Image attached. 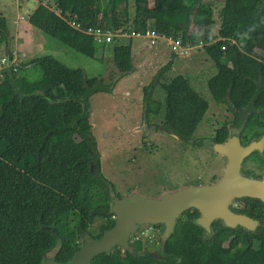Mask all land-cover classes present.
Here are the masks:
<instances>
[{"label": "trees", "instance_id": "trees-1", "mask_svg": "<svg viewBox=\"0 0 264 264\" xmlns=\"http://www.w3.org/2000/svg\"><path fill=\"white\" fill-rule=\"evenodd\" d=\"M221 1L215 35V10L202 0H56L57 10L41 2L29 21L99 62L111 50L119 77L134 71L132 32L181 39L191 50L201 45L218 68L209 90L233 113L232 128L243 133L252 124L257 127L249 141L264 132V0ZM89 27L127 35L97 43L82 30ZM9 40L0 16V47L6 46L12 61ZM29 63L42 69L40 80L31 83L20 74ZM29 63L15 65L11 73L0 71V264H43L50 251L55 260L67 261L85 235L98 238L116 222L106 178L99 167L97 173L91 171V162L99 160L91 153L94 141L87 137L91 97L109 87L96 77L85 80L82 68L69 67L52 54ZM171 67L172 62L162 66L150 84L165 90V105L150 100L148 112L160 109L176 132L187 137L203 122L209 102L182 74L161 82ZM17 89L25 95L43 94L22 97ZM219 133L221 140L227 139L228 126ZM199 215L196 208L185 211L158 256L145 253L139 238L127 250L117 246L97 255L91 264H264V231L216 221L214 235L205 239L204 228L196 223ZM100 217L103 221L93 233L90 227Z\"/></svg>", "mask_w": 264, "mask_h": 264}, {"label": "rangeland", "instance_id": "rangeland-1", "mask_svg": "<svg viewBox=\"0 0 264 264\" xmlns=\"http://www.w3.org/2000/svg\"><path fill=\"white\" fill-rule=\"evenodd\" d=\"M41 2L57 10L56 0H0V16L13 40L11 51L15 53L14 57L17 56L25 64L31 62L32 57L52 54L69 67L84 69L89 78L102 79L109 87L107 92H98L91 97L90 108L93 133L102 154L101 171L111 186L114 185V195L125 196L137 189L142 195L156 197L165 190L210 184L221 177L226 159L213 149L204 147L197 151H187L181 148L180 142L175 138L165 134L155 135L161 139V143L154 140L152 146L149 142L146 148H142V132L136 129V124L141 120L142 88L153 82L159 69L169 62H172V67L160 80L165 82L182 74L189 78L194 89L209 102V109L196 131L198 137H214L217 129L225 125L232 127L233 113L229 111L227 104L217 103L209 90V80L218 73V68L201 45L184 55L181 49L177 53L163 55V48H170L169 40L131 34L135 52L146 47L151 40H155L154 48H148L137 64H142L145 57H149L151 61L121 78L119 70L112 62L111 50L104 51L105 58L99 62L33 26L29 17ZM208 5L215 10L216 23L212 31L215 35L220 27L224 4L221 0H210ZM130 9L133 10V1ZM112 33L120 35L118 31ZM24 52L27 54L24 55ZM6 53L10 55L6 47H0V61L1 56H6ZM4 67L6 66L0 62V71ZM20 74L26 76L31 83L40 80L44 75L42 69L32 63L23 65ZM256 130L257 127L252 124L244 130L243 138L247 140ZM256 158L255 153L249 157L254 160ZM250 166L264 173V164L255 166L251 162L245 163V168ZM110 189L112 192L111 187ZM102 219L97 218L90 227L93 233ZM162 234L161 229L148 227L132 239L141 238L146 249L156 250L160 242L162 243Z\"/></svg>", "mask_w": 264, "mask_h": 264}, {"label": "water", "instance_id": "water-1", "mask_svg": "<svg viewBox=\"0 0 264 264\" xmlns=\"http://www.w3.org/2000/svg\"><path fill=\"white\" fill-rule=\"evenodd\" d=\"M209 1L202 0L207 5ZM8 48H11L10 40ZM170 48L172 49V46ZM131 59L135 69V54ZM6 61L7 70L11 73L13 66L7 53ZM83 71L85 80H87L88 75L84 69ZM11 76L14 82V75ZM17 93L22 94L21 89H17ZM32 94L43 93L34 91L26 95L22 94V97ZM49 100L51 102L62 101V99ZM263 148L264 135L244 145L241 142L239 130L232 128L226 140L214 144V151L226 158V164L221 177L210 184L165 190L156 197L142 195L134 189L121 198L114 195V187L111 186V206L116 218L115 224L98 238L86 237L81 247L69 260L58 261L49 258L43 264H91L94 257L101 253H110L116 246L127 249L132 238L143 229L157 224L165 226L162 234V241L165 242L175 230L178 218L191 208L198 209L200 213L196 223L204 228L205 239L214 235L213 222L217 219H223L229 227L244 226L255 229L259 224L258 221L236 213L231 206L237 198L246 196L258 198L264 202V178L249 176L243 170L245 159Z\"/></svg>", "mask_w": 264, "mask_h": 264}, {"label": "flooded vegetation", "instance_id": "flooded-vegetation-1", "mask_svg": "<svg viewBox=\"0 0 264 264\" xmlns=\"http://www.w3.org/2000/svg\"><path fill=\"white\" fill-rule=\"evenodd\" d=\"M122 78V76H121ZM164 82V81H161ZM152 83V82H151ZM150 83V84H151ZM147 84L146 86H144L142 89L143 91V96L141 98V103H142V109H141V120L140 122H138L136 124L137 126V130H141L142 134H141V138H142V148H146L147 145L149 144V142H151V146H152V141H158V142H162L160 138H158L157 136H155L156 134H165L168 136H172L173 138H175L176 141L180 142V146L182 149L184 150H191V151H197L199 149H203L204 147L206 149H210V150H214V144L216 142H222L224 140H221V136L218 137V135L220 134L219 131L222 130V128L217 129V133L213 136H210L209 138H202L201 139L198 137L197 132H194L190 135H188L187 137H183L180 134H178L175 130V128L172 126V124H170L169 122H167V120L165 119L163 113L161 112L160 109H158L157 111H154L153 113H149L148 112V106H149V101L153 100L154 102H159L163 105H165V100H166V92L162 87H159L158 85H150ZM91 107V106H90ZM163 108V107H162ZM91 116H92V111L91 108L89 109V124H90V129L88 131V138H92V140L95 143V150H91V153L93 155L96 156V158H98L99 162H91V171L93 174L97 173L98 171V167L100 168V172L102 173V167H101V152L99 151V143L97 141V138L95 136L94 132V124L91 121ZM229 129V133L230 130L232 129V127L228 126ZM239 133H240V139L242 144H247L249 143L251 140L246 141L243 138V133L240 132V129L238 128ZM264 135V132L262 134H255L254 138L257 137H262ZM218 137V138H217ZM229 137V136H228ZM253 138V139H254ZM204 139V140H202ZM216 139H220V140H216ZM226 140V139H225ZM201 146V147H200ZM156 148H159V146H157ZM254 153H257L256 156L257 158L254 159H249V157L251 155H253ZM251 155H249L245 161H244V165H243V170L244 172L249 175V176H253V177H257V178H264V173L259 172L256 170V168L250 166L248 168H245V163L246 162H251L252 164H254L255 166H259L261 164H264V148L260 151L254 152ZM259 158H261V160H259ZM226 159V158H225ZM95 166V168L93 169V167ZM103 174V173H102ZM106 178V177H105ZM108 186L111 187V183L108 182V180L106 179ZM114 187V185H113ZM115 188V187H114ZM117 196V195H116ZM119 198L123 197V196H119ZM260 202H259V201ZM112 207V206H111ZM233 211H235L238 214H242L245 215L249 218H251L252 220H256L259 222L258 226L255 229H249L246 228L244 226H237V227H231V228H238V227H242L244 230L246 231H264V202L261 199L258 198H254V197H242V198H237L235 200V202L233 203V205L231 206ZM115 218V215H114ZM116 219V218H115ZM216 221H221L222 224H224L225 226H227L224 222L223 219H217L213 222V227L215 230V226L214 223ZM229 227V226H227ZM153 228H159L161 229V231H165V226L164 224H157L155 226H153ZM205 231V230H204ZM205 234V233H204ZM90 236V234H87ZM87 235L84 236V240L86 237H88ZM92 237V236H90ZM139 239V238H138ZM134 239H131V242ZM161 242L159 244V247H157L156 250H145V253H152L154 255L159 254V252L161 251ZM131 245V243H130ZM130 245L127 249L130 248ZM117 247V246H116ZM115 247V248H116ZM127 249H122V250H127ZM138 253H141V251H138ZM54 251H50L47 256L46 259H54ZM45 259V260H46ZM44 263V262H43Z\"/></svg>", "mask_w": 264, "mask_h": 264}, {"label": "built area", "instance_id": "built-area-1", "mask_svg": "<svg viewBox=\"0 0 264 264\" xmlns=\"http://www.w3.org/2000/svg\"><path fill=\"white\" fill-rule=\"evenodd\" d=\"M72 25H74L77 28L81 29L80 24H77L75 21L71 22ZM82 30H84L85 32L92 34L96 40L97 43H106V42H111L113 36L115 35H119V34H114L112 33L113 31L111 30H105L101 27H89V28H83ZM120 35L119 36H123V35H127V33H121L119 32ZM139 34V36H146V35H150L152 37H159L157 34H155V32H147L146 35H142L140 33H136V32H132V35H137ZM166 38V37H163ZM172 40V39H171ZM172 49L174 51H178L181 49L182 54H186L188 53L193 47L189 46V45H183L181 39H176V40H172Z\"/></svg>", "mask_w": 264, "mask_h": 264}, {"label": "crops", "instance_id": "crops-1", "mask_svg": "<svg viewBox=\"0 0 264 264\" xmlns=\"http://www.w3.org/2000/svg\"><path fill=\"white\" fill-rule=\"evenodd\" d=\"M147 36H150V35H146V36H144V37H147ZM150 37H152V36H150ZM10 38H11V45H12V37H11V35H10ZM155 37H152V39H154ZM167 40H169L170 41V44H171V40L170 39H168V38H166ZM155 42V40H151L150 42H148L149 44L146 46V47H143L141 50H138V51H134V47L132 48V51H133V54H135V61H134V64L136 65V68H139V67H143V66H145L146 65V63L147 62H149V61H151V59L149 58V57H145V58H143V63L142 64H137V62H138V60H140L141 59V57L143 56V55H145V52L148 50V48H154V43ZM170 44H169V46H170ZM11 49V48H10ZM162 52H163V55H169L172 51H171V48H168V49H166V48H163V50H162ZM13 54H15V53H13ZM27 53L26 52H24V55H26ZM43 55H45V54H43ZM33 58H35V57H32L31 59H33ZM14 62L15 63H19V60H18V58H17V56L16 57H14ZM135 68V69H136Z\"/></svg>", "mask_w": 264, "mask_h": 264}, {"label": "clouds", "instance_id": "clouds-1", "mask_svg": "<svg viewBox=\"0 0 264 264\" xmlns=\"http://www.w3.org/2000/svg\"><path fill=\"white\" fill-rule=\"evenodd\" d=\"M158 36H159V35H158ZM159 37H162V38H163V36H159ZM155 38H157V37H155ZM165 39H166V38H165ZM168 39L171 40V38H168ZM172 40H173V39H172ZM172 40H171V44H170V46L173 45V44H172ZM10 42H11V41H10ZM4 47H6V46H4ZM9 50L11 51V49H9ZM171 51L174 52V53H177V51H174L173 49H171ZM182 55H184V54H182ZM10 59H11V58H10ZM6 62H7V61H6V56H4V58H3L2 61H1V63H3L4 66H6ZM11 63H12V66L14 67L15 65H17V64L19 65V64H21L22 62L19 61V63H15V62H14V59H13V60L11 61ZM4 68L7 69V66L4 67ZM4 68H3V69H4Z\"/></svg>", "mask_w": 264, "mask_h": 264}]
</instances>
